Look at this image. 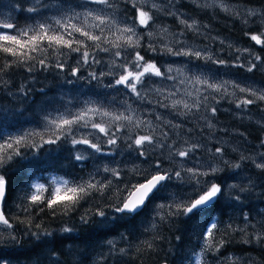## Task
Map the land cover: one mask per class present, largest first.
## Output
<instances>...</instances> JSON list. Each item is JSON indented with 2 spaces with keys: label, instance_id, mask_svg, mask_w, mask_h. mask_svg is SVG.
<instances>
[{
  "label": "snow or ice",
  "instance_id": "obj_1",
  "mask_svg": "<svg viewBox=\"0 0 264 264\" xmlns=\"http://www.w3.org/2000/svg\"><path fill=\"white\" fill-rule=\"evenodd\" d=\"M191 3L238 21L247 46L210 35V25L180 11L179 0H30L20 9L29 22L0 20V92L19 105L0 106V264H8L3 249L22 247L25 236L37 242L33 250L47 238L75 239L63 235L74 231L67 222L59 237L35 222L41 214L79 213L85 251L94 238L113 237L96 264L155 252L164 226H182L178 242L189 230L196 237L182 258L186 264H242L222 250L232 243L264 247V209L255 219L244 203L264 188V116L254 121L261 135L248 151L217 135L247 144L245 132L219 126L224 101L238 119L252 122L253 109L264 113V84L227 78L230 69L264 73V7ZM162 16L173 18L177 30L161 23ZM22 73L17 86L14 77ZM41 73L53 76L57 94L35 86ZM84 83L89 92L80 91ZM36 96L41 102L33 109ZM25 111L35 126L7 122V113ZM41 151L66 152L71 171L14 170ZM245 169H254L256 179L242 176ZM59 255L53 250L48 264H60ZM246 264L256 262L249 257Z\"/></svg>",
  "mask_w": 264,
  "mask_h": 264
},
{
  "label": "trees",
  "instance_id": "obj_2",
  "mask_svg": "<svg viewBox=\"0 0 264 264\" xmlns=\"http://www.w3.org/2000/svg\"><path fill=\"white\" fill-rule=\"evenodd\" d=\"M29 2L30 0H0V20L11 18L19 25H24L29 22L27 20L29 14L26 11H20L21 7H27ZM228 2L233 5L252 8L264 7V0H228ZM179 3L183 5L180 11L189 16L198 18L202 24L210 25V35L218 34L221 38L227 41L238 42L242 47L247 46L249 43V41L243 37L242 25L238 21L232 20L230 17L218 10L213 12L212 10L204 11L196 8L195 5L191 3V0H179ZM160 22L172 26L173 31L177 30L174 25L173 18L171 17L162 16L160 18ZM189 35L191 37V34ZM207 43L212 47H219L218 44H213L211 40H208ZM229 71L231 72V76L237 80H243L245 77H251L256 83L264 84V73L257 72L253 75L242 71L238 72L236 69H230ZM26 75V73L17 74L14 77V83L19 86V84L23 82ZM44 76L45 74L43 73L39 74V80L35 86L52 89V91L49 92V96L57 94V89L60 86L55 83L53 76L49 75L47 79H45ZM68 87L71 86H65V90ZM93 90L99 91V89L95 86H93ZM12 91L14 92L15 88H13ZM80 91L89 92L88 84L84 83L82 88H80ZM71 94L78 95L79 93L74 90ZM35 100L36 104L32 105L33 109L38 108L41 98L36 96ZM0 106H4L5 108L19 107V105L12 100L11 96H6L3 92H0ZM220 107L221 111L219 113L218 120L219 126L229 129L230 132L236 129L245 132L247 136V144L241 142V139L238 136H225L224 133H217L218 136H224L226 140H229L231 145H239V147L244 151L249 150V145H255L258 143L257 138L261 135V129L254 121L260 119L261 116H264V113L253 109V121L250 122L247 118L238 119L231 113V111H225V109L234 107L230 106L227 101L222 102ZM0 119H3V117H0ZM35 119L36 118L30 111H25L22 117H14L12 113H7V122L13 124L15 127L35 123ZM196 134H199V130H197ZM232 155L235 156V154ZM66 156V152L54 151L47 154L44 151H41L38 159L31 160V155H29L31 163H29V160L23 161L20 165L15 166L14 170L19 171L21 168H24L30 174V172L35 169H48L49 173L55 171L63 175L66 171H71L68 167V161L65 159ZM117 159H120V157H117ZM241 175H251L254 180L256 179L254 169H245ZM10 179L11 183L18 188L19 184L17 183V177L13 176ZM261 191H264V188L257 187L255 191L248 196V199L244 201L245 204H249L253 209L251 216L255 219H260V217L256 216V212L264 209V203H261V201H264V196H260ZM9 205L11 212L15 213L17 209L15 208L13 202L10 201ZM21 215L23 214L21 213ZM78 215L79 213H76L71 218L57 217L53 219L49 215L41 214L35 222H40L42 220L43 226L50 231H54L56 233V237L61 236L59 229L64 226L65 222H67V224L74 227V231L70 234L63 235L75 237V239H66L63 243H56L55 237L47 238L48 242L41 243L40 247L33 250L34 244L37 242L34 239H30L25 236L22 239V247L12 245L3 249V254L8 261V264H36L38 257L41 264H48L49 255L53 250H55L58 254L62 253V255H59L60 264H79L80 261H83V264H96V262L100 260L101 252L107 256L108 247L106 245V241L108 239H113V237H96L88 242L87 251H85V243L79 239V237L85 235V232L79 224ZM216 215L219 216V213ZM229 215L237 216L238 213L229 210ZM225 219H227V217H225ZM177 227L182 226L177 225L171 229L164 226L158 229L160 235L164 237V239L157 242L158 246L155 252L150 254H137L133 252L130 257L122 258V264L123 261H126L127 264H158L162 263L165 259L169 261V264H183L184 260L182 258L196 244V237L189 230L184 234L183 241L178 242L175 238L180 234L177 231ZM143 238L145 237H141V239ZM148 238H150V236ZM230 253L234 256L243 258L242 264H246L247 258L249 257L252 258L256 264H264V247L256 246L255 244H229L222 250V254L227 256ZM81 254L86 255L88 259L84 260ZM107 264H113L112 257L108 258Z\"/></svg>",
  "mask_w": 264,
  "mask_h": 264
},
{
  "label": "rangeland",
  "instance_id": "obj_3",
  "mask_svg": "<svg viewBox=\"0 0 264 264\" xmlns=\"http://www.w3.org/2000/svg\"><path fill=\"white\" fill-rule=\"evenodd\" d=\"M227 78H233V79H236V78H234L233 76H230V77H227ZM257 84L259 85V83H257ZM73 95H77V94H73ZM33 126H35V123H29V124H27V125H25V126H22V127H33ZM18 127H21V126H18ZM46 175H62V174L53 171L52 173H49V172L46 173ZM191 250H192V248L188 251V253H189ZM183 264H186V262L184 261Z\"/></svg>",
  "mask_w": 264,
  "mask_h": 264
},
{
  "label": "water",
  "instance_id": "obj_4",
  "mask_svg": "<svg viewBox=\"0 0 264 264\" xmlns=\"http://www.w3.org/2000/svg\"><path fill=\"white\" fill-rule=\"evenodd\" d=\"M164 262V261H163ZM163 262L162 263H158V264H163Z\"/></svg>",
  "mask_w": 264,
  "mask_h": 264
}]
</instances>
